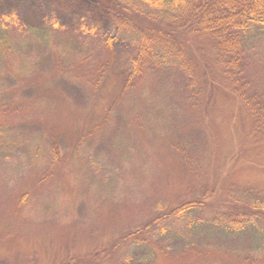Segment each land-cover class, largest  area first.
I'll return each instance as SVG.
<instances>
[{
	"label": "rangeland",
	"instance_id": "obj_1",
	"mask_svg": "<svg viewBox=\"0 0 264 264\" xmlns=\"http://www.w3.org/2000/svg\"><path fill=\"white\" fill-rule=\"evenodd\" d=\"M12 13L24 28L0 25V105L31 108L27 120L0 117V264H58L101 246L107 264H141L145 245L111 240L188 200L214 204L196 215L205 222L264 200V120L211 93L222 73L213 51L192 78L148 61L126 87L137 50L120 39L105 50L99 41L115 34L90 0H0V18ZM239 51L240 84L264 99V28L245 33ZM89 157L95 170L84 171ZM186 221L164 225L192 245L160 242L149 264H264L250 235L193 238Z\"/></svg>",
	"mask_w": 264,
	"mask_h": 264
},
{
	"label": "trees",
	"instance_id": "obj_2",
	"mask_svg": "<svg viewBox=\"0 0 264 264\" xmlns=\"http://www.w3.org/2000/svg\"><path fill=\"white\" fill-rule=\"evenodd\" d=\"M90 1L107 15L115 34L114 37L104 36L99 41L105 50L112 52L117 39L131 43L137 50L136 55L128 60L123 85L129 87L132 78L141 76L144 63L148 61L152 62L161 74L175 68L186 72L189 69L187 73L192 78L191 65L207 67L209 50L216 54L218 62L216 64L222 69V73L220 71L213 74L206 84L211 93L234 97L236 103L241 101L243 108L250 114L249 117L264 120V99H258L256 91H247L240 84L243 74L239 64L240 42L245 33L256 26L264 28V0ZM35 14L32 12V16ZM20 21L19 16L12 13L2 16L0 25L5 28H24ZM52 25L56 27L55 21H52ZM80 30L84 35L93 32L85 26H80ZM80 41L84 48L89 47V41L83 38ZM212 66L217 69L216 65ZM222 77H226L227 81ZM196 84L194 85L196 92L201 93L204 82ZM23 104L26 103L21 101L9 106L0 105V117L6 114L8 117L15 115L27 120L31 107L27 104L24 107ZM27 108L29 110L24 111ZM19 109H22V112H19ZM95 167L96 164L89 157L85 160L83 170L92 171ZM205 200V197H201L182 202L141 228L131 229L115 237L110 245L113 248L125 244L145 245L147 253L143 256L141 264H149L153 257L159 254L154 246L159 249L160 242L168 243L171 239L180 240L185 248L192 245L193 241L185 234L169 235L172 231L164 225L169 221L187 219L186 228L190 237L194 238L203 233L210 239L228 240L247 234L252 238L255 249L264 246V226L260 225L264 222V200L253 199L247 208L236 213V217L225 221L217 217L211 222L196 217L209 205L211 207L214 205H208ZM158 212L161 213V210ZM150 234L152 240L149 238L148 241ZM105 250L104 246H101L81 257L69 254L58 264H107L109 258L105 257Z\"/></svg>",
	"mask_w": 264,
	"mask_h": 264
}]
</instances>
